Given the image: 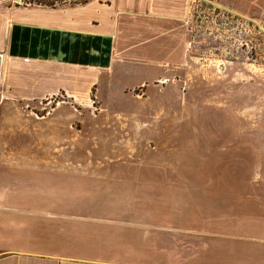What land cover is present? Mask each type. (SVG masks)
<instances>
[{"label":"crops","instance_id":"0c3cea01","mask_svg":"<svg viewBox=\"0 0 264 264\" xmlns=\"http://www.w3.org/2000/svg\"><path fill=\"white\" fill-rule=\"evenodd\" d=\"M119 13L106 12L94 0L56 7L0 0V107L46 99V108L59 93L77 102L93 92L106 106L113 76L137 72L140 76L122 91L142 107L116 110L115 120L146 126L154 119L152 109L144 108L150 97L131 98L125 90L165 78L173 57L169 24L176 14L160 8L147 19L138 13L125 20ZM64 105L59 101L53 116ZM163 136L168 141V131ZM48 151L82 152L71 146ZM7 152L6 145L0 146V153ZM5 159L0 166V264H264V191L194 184L200 177L187 173L175 181ZM22 169L30 180H21ZM72 173L76 180L64 175ZM116 178L124 194H88L109 188L101 183Z\"/></svg>","mask_w":264,"mask_h":264},{"label":"rangeland","instance_id":"374dc122","mask_svg":"<svg viewBox=\"0 0 264 264\" xmlns=\"http://www.w3.org/2000/svg\"><path fill=\"white\" fill-rule=\"evenodd\" d=\"M94 1L106 12H120L125 20H134L138 13L139 18L147 19L160 8L175 12V23L169 24L173 57L166 64L167 74L162 71L165 78L125 90L131 98L149 96L144 108L152 109L154 119L144 127L136 121L115 120L116 110L132 112L142 107L122 91L134 75L140 76L137 72L113 76L106 106L96 101L95 92L92 98L77 102L59 93L46 108V99L9 101L0 107V146L9 148V152L0 153V166L7 156L9 164H67L125 175L168 176L175 181L187 173L200 177L199 181L191 179L194 184L231 188L233 192L264 191V0ZM146 72L150 73L149 68ZM59 101L67 106L53 116ZM167 131L168 141L163 136ZM60 146L82 152L48 151ZM25 149L41 151L16 152ZM182 161L195 162L182 169L178 167ZM146 164L151 165L143 168ZM21 172V180H30L28 171ZM64 175L76 180L77 174ZM218 177L227 178L226 183L219 185ZM118 179H108L101 184L109 188L88 194L122 195L125 191ZM25 219L32 228L33 217Z\"/></svg>","mask_w":264,"mask_h":264},{"label":"trees","instance_id":"16d2710c","mask_svg":"<svg viewBox=\"0 0 264 264\" xmlns=\"http://www.w3.org/2000/svg\"><path fill=\"white\" fill-rule=\"evenodd\" d=\"M31 1L36 2L38 4L47 5L50 7H56L68 3L69 4L85 3L88 0H31Z\"/></svg>","mask_w":264,"mask_h":264}]
</instances>
